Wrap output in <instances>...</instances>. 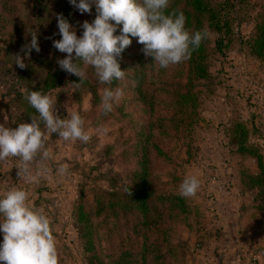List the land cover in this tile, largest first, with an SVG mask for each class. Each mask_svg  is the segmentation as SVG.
Listing matches in <instances>:
<instances>
[{"label":"rangeland","instance_id":"1","mask_svg":"<svg viewBox=\"0 0 264 264\" xmlns=\"http://www.w3.org/2000/svg\"><path fill=\"white\" fill-rule=\"evenodd\" d=\"M263 10L264 2L253 0L240 14L242 24L232 48L213 58L207 80L195 83L196 103L190 97L181 104L173 94L181 91L186 72L177 64L164 69L151 62L137 38L128 47L127 60H119L126 72L122 80L101 84L88 67L82 83L78 77L52 75L50 89L43 91L46 72L60 71L57 60L66 55L53 47V41L61 39L57 16L67 19L79 36L82 23L95 18V7L81 14L69 0L38 5L35 0H0V48L5 40L10 46L9 52L0 53V115L7 126L12 128L17 116L18 109L11 111V120L6 111L17 89L23 94L36 91L39 84L40 92L55 101L60 118L78 112L92 137L85 144L52 134L45 143L50 158L38 155L20 176L23 163L18 158L1 161L0 179L10 171L11 182L1 185L0 194L23 188L29 205L50 218L58 264H90L80 242L83 214L93 224L100 264H125L121 251L138 253L149 244L156 250L148 252L147 264H222L218 262L227 259L264 264V196L254 187L260 173L257 156L264 162V60L256 58L249 41ZM33 31L41 51L33 50L20 69L14 56L24 57L22 48ZM108 87L123 95L105 115L101 97ZM19 104L29 123L31 117L38 118L25 98ZM242 148L252 153H242ZM143 164L154 193L147 199L152 208L148 216L129 199L141 182ZM61 165L68 168L63 176L57 173ZM189 174L199 178L200 188L195 197L184 199L200 208L201 215H192L186 223L169 209L181 212V205L174 207L172 200ZM175 216L178 222H173ZM172 243L180 248L172 252L167 247ZM156 255L159 263L154 262Z\"/></svg>","mask_w":264,"mask_h":264},{"label":"clouds","instance_id":"2","mask_svg":"<svg viewBox=\"0 0 264 264\" xmlns=\"http://www.w3.org/2000/svg\"><path fill=\"white\" fill-rule=\"evenodd\" d=\"M81 14L91 13L95 7L96 16L80 26L82 35L62 15L57 16V27L61 39L53 41V47L66 54L58 59L62 71L78 77L82 83L86 78L85 68H92L101 84L111 85L122 80L118 57L137 38L143 45L145 57H150L160 68H168L188 61L207 36V31L189 32L186 16L182 11H168L170 0H69ZM119 31V34H116ZM30 43L22 51L24 57L14 56L15 64L24 69L27 59L34 50L41 51L38 35L31 34ZM81 63L85 67H81ZM123 95L120 89L105 88L101 97L103 114L114 109V104ZM39 114L31 122L17 124L15 128L0 123V161L18 158L23 168L18 176L28 171L31 162L40 155L50 158L45 149L49 136L57 134L64 142L88 143L91 134L85 130V120L78 112L68 113V119L57 114L55 101L46 93L30 90L24 97ZM43 124V129L41 127ZM68 171L61 165L57 173ZM200 188L196 175H186L179 185L183 198L195 197ZM29 195L20 187H12L0 194V264H58L56 241L52 233L50 218L28 203Z\"/></svg>","mask_w":264,"mask_h":264},{"label":"trees","instance_id":"3","mask_svg":"<svg viewBox=\"0 0 264 264\" xmlns=\"http://www.w3.org/2000/svg\"><path fill=\"white\" fill-rule=\"evenodd\" d=\"M45 0H35V4L38 5L39 2ZM253 0H170V6L168 11H182L186 16V28L189 32L194 33L196 31H207L206 38L202 41L200 47L193 51L191 58L188 61L181 62L177 64L181 66L183 72H186V80L185 84L181 85V91L173 94V98L176 99L179 103H184L187 99L191 97V99L196 103L194 94V86L195 83L207 80L211 75V67L213 64V58L219 56H225V54L232 48L233 43L237 40L236 29L239 25L242 24L239 19L240 14L250 8L252 6ZM263 1L264 0H260ZM260 15V18L257 20L256 31L249 41L250 48L256 58L260 60H264V10ZM3 17H0V19ZM119 34V31L116 33ZM215 37V40L212 41V37ZM134 38H132L133 41ZM4 46L0 48V53L9 52L10 46L7 45V41L5 40ZM1 47V46H0ZM128 47L124 50L119 60H127L129 54H127ZM124 62V61H122ZM121 63V62H120ZM47 75L44 79V82L41 84L47 92L50 89V77L54 76H69L70 79L76 78V76L66 73L62 70H56L53 73V69L50 68L47 72ZM113 81L112 83H115ZM21 85V82H20ZM37 84L36 91H42ZM139 88L141 85H138ZM26 89V87H24ZM17 89V86H16ZM21 92V88L17 89V93L14 98L10 99V103L6 105V111L8 112V116L11 120L12 110L18 109L15 116V121L13 123L12 128H15L17 124L28 122L27 116L25 113H21L19 111L20 104L22 102L27 92L23 94H19ZM96 96V92H93ZM97 99V96H96ZM242 153H252L246 150V148H242ZM258 157V167H259V175L254 180V187L260 190V195L264 196V162L261 157ZM146 164V162H144ZM143 164V165H144ZM10 171L3 172L1 174V179H6L8 184L11 182L9 180ZM141 182L136 184V188L131 191V196L129 199L133 203L138 205V208L144 213V216H148L152 208L147 204V199L152 197L154 193L151 190L149 182H146L148 179V171L146 166L142 170ZM10 181V182H9ZM175 201L172 200L174 207L176 205H181V212L178 213V208H170L169 211L171 214H178L184 217L186 223L191 218L192 215H201L200 208H196L191 206L186 200L181 197L180 194H174ZM83 214V213H82ZM175 216L172 218L173 222H178L179 219ZM80 224L82 226L80 231V242L85 247V255L89 258L90 264H100L101 257L99 254V248L97 249L94 236L95 232L93 229V224L90 221L88 215L83 214V217L80 219ZM189 227V226H188ZM150 232H153L152 225L149 226ZM173 246H167L174 252L176 248H180L179 244L172 243ZM156 250L154 245L149 244V246L143 245L142 250L140 252H136V250H129L127 253L120 252V261L125 260V264H147V254L148 252H152ZM140 258V260H138ZM161 258L158 255L155 256L154 262L159 263Z\"/></svg>","mask_w":264,"mask_h":264},{"label":"crops","instance_id":"4","mask_svg":"<svg viewBox=\"0 0 264 264\" xmlns=\"http://www.w3.org/2000/svg\"><path fill=\"white\" fill-rule=\"evenodd\" d=\"M6 121H7L6 117H4L3 115H0V123H3V124H5L6 127H9V126H7V122ZM4 184L6 186H8L7 180L5 178L4 179H0V187H1V185H4ZM226 245H227V248H229V243H226ZM232 247L235 248L236 247L235 244ZM208 260L209 259L204 258V257L203 258L202 257L198 258V261H201V262H204V263H206ZM217 261H219V260H217ZM209 262H210V260H209ZM218 263H222V264H236V263L237 264H246V262L245 263L244 262H240L238 259H234V260L227 259V260L219 261Z\"/></svg>","mask_w":264,"mask_h":264},{"label":"built area","instance_id":"5","mask_svg":"<svg viewBox=\"0 0 264 264\" xmlns=\"http://www.w3.org/2000/svg\"><path fill=\"white\" fill-rule=\"evenodd\" d=\"M2 163H1V161H0V165H1ZM0 173H1V171H0Z\"/></svg>","mask_w":264,"mask_h":264}]
</instances>
